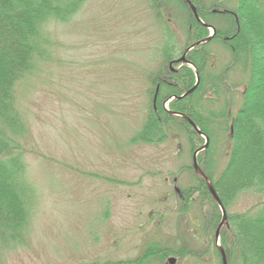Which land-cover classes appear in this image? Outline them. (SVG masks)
Masks as SVG:
<instances>
[{
  "label": "rangeland",
  "instance_id": "rangeland-1",
  "mask_svg": "<svg viewBox=\"0 0 264 264\" xmlns=\"http://www.w3.org/2000/svg\"><path fill=\"white\" fill-rule=\"evenodd\" d=\"M218 2L229 11L236 6V0H206V7L216 9ZM187 17L174 0L159 6L85 0L67 22L44 27L43 55H35L14 94L27 129L14 138V154L34 194L28 237L24 246L0 250V264L113 263L134 259L153 243L172 251L205 249L201 226L211 207L195 195L180 211L178 192L195 185L183 128L170 127L176 135L160 144L133 143L152 110L149 77L164 68L166 54L183 53ZM206 49L210 80L202 84L199 106L207 111L211 97L212 109L225 115L209 140L220 174L230 152L226 117L238 111L247 76L236 68L227 72L231 59L221 42ZM213 82L222 84L220 101ZM263 201L264 193H244L226 214L253 209L264 217V207L254 209ZM177 258V264H220L212 247L202 259Z\"/></svg>",
  "mask_w": 264,
  "mask_h": 264
},
{
  "label": "trees",
  "instance_id": "trees-1",
  "mask_svg": "<svg viewBox=\"0 0 264 264\" xmlns=\"http://www.w3.org/2000/svg\"><path fill=\"white\" fill-rule=\"evenodd\" d=\"M84 1L0 0V250L26 244L34 196L32 188L25 180V165L19 163L21 156L14 154L15 150H19L14 138L17 139L26 133L23 118L15 106V88L32 70L35 55H43L40 46L44 27L51 23L67 22L79 11ZM164 1L168 0H151V4L162 5ZM174 1L188 16L185 49L208 37L209 30L196 22L189 7L182 0ZM189 1L202 22L214 26L216 30L215 36L208 44L197 46L187 55V59L198 70L199 86L187 98L171 101L169 111H166L162 107L164 100L170 96H181L195 83L194 72L190 67H183L174 74L179 87L166 86L160 90L156 111L151 110L133 143H163L176 135L169 128L180 124L192 156L193 152L204 144V139L187 121L172 116L170 112L185 115L202 133L212 139V130L216 132L214 128L221 127L218 119L224 118L225 115L213 110L216 102L212 101L211 97L212 107L206 108L207 111L202 114L199 111V97L202 84L209 79L205 77V72L209 69L208 63L211 59L206 48L213 42H221L231 59V64L226 67L227 72L239 69L246 74L247 80L243 83L244 92L238 111L235 116L226 117L233 131L232 136H228L230 152L227 164L218 174L217 158L211 154L210 147L197 156V162L227 211L235 199L244 193H264V0H236L231 16L212 12L217 9L224 10L222 2L216 4V9H209L206 7V0ZM220 16H226L228 21L219 18ZM214 20L222 21L225 30ZM168 43L169 41L166 42ZM165 56V62L172 59L170 54ZM163 71L164 69L153 76L159 73L162 75ZM167 75L170 73L167 72ZM153 79L155 83L156 78ZM219 84H212L213 97L218 100L225 96L221 91L222 84ZM212 116L216 118V123ZM189 170L195 185L181 190L183 204L180 211H187L194 203L195 195H199L211 207L201 226L205 235V251L200 253L187 250L186 245H182L179 251H172L167 246L153 243L149 244L147 251L142 252L141 264H145V260H159L171 254L180 258L188 255L202 259L208 253L209 247L214 249L220 260L219 251L215 247V232L221 220L220 210L205 181L194 173L191 165ZM260 206L264 207V201L254 206L255 212H261ZM251 211L227 214V227H223L219 234L220 247L224 251L227 264H264V217L253 215Z\"/></svg>",
  "mask_w": 264,
  "mask_h": 264
},
{
  "label": "water",
  "instance_id": "water-1",
  "mask_svg": "<svg viewBox=\"0 0 264 264\" xmlns=\"http://www.w3.org/2000/svg\"><path fill=\"white\" fill-rule=\"evenodd\" d=\"M182 1H183V2L189 7V9H190V11L192 12V14H193L195 20H196L198 23L202 24L205 28H208V29L211 31V34H210L207 38H205V39H203V40H201V41H199V42H196V43L192 44L189 48H187L186 51L184 52L183 56L181 57L180 61H183V62L189 64L191 67H193V65H192L191 63H189V62H187V61L185 60L186 55L189 53L190 50L194 49L195 47H197V46H199V45H201V44H206V43H208V42L213 38V36L215 35V29H214L212 26L206 25V24H204V23L201 21V19L199 18L198 13H197L195 7L191 4V2H190L189 0H182ZM195 75H196V82H195V85H194L189 91H187L184 95H182V96H180V97H176V96H174V97H171V99L180 100V99L184 98L186 95L191 94V93L196 89V87H197V85H198V83H199V76H198V72H197L196 70H195ZM171 114H172V115H175V116L182 117L184 120H186V121H187V122L193 127V129H194L198 134H200L202 137L205 138V143H204V145H203L201 148H199L198 150H196V151L194 152V154H193V159H192V161H193V169H194L195 174L199 175V176L205 181V183H206V185H207V188H208V190H209L210 195L212 196L214 202L217 204V206L219 207V209H220V211H221V216H222V218H221V222H220V225L218 226V229H217L216 234H215L216 241H218V237H219L220 229H221L223 226H225V222H226V220H227L226 211H225V209H224L222 203L220 202V200H219L217 194L215 193V190H214V188H213L212 183H211L210 180H209V179H208V178L202 173V171L200 170V168H199V166H198V164H197V155H198V153H200V152H202V151H204V150H206V149L208 148V145H209V139H208L203 133H201V131L198 130V128L195 126V124H194V123H193L188 117H186V116H184V115H181V114H177V113H171ZM217 247H218L219 252H220V254H221V257H222V264H226V259H225V256H224V252H223V250L220 248L219 245H217ZM171 262H173L172 259H171Z\"/></svg>",
  "mask_w": 264,
  "mask_h": 264
},
{
  "label": "flooded vegetation",
  "instance_id": "flooded-vegetation-1",
  "mask_svg": "<svg viewBox=\"0 0 264 264\" xmlns=\"http://www.w3.org/2000/svg\"><path fill=\"white\" fill-rule=\"evenodd\" d=\"M227 39H229V38H227ZM183 54L184 53H182L179 56L176 55V57H174L172 59L171 58L168 59L167 62H165V64H163L165 66V70L167 69L166 70L167 72H169L170 74H173L174 75L179 70H181L183 67H188V65H185V62L180 61V59L183 56ZM185 58H186L185 60L189 61L187 59V55H186ZM153 75L154 74L150 75V77H149L150 85L153 87V90H152V92H151L150 95H151V98H152L151 99V107H152V110L156 111V109H157V100H158V97H159L158 94H159L160 90H162L163 87H166V86L167 87L177 88V87H179V83L177 82V80H176L177 78L176 77L173 78V75L170 76V75H167V73H166V75H160V73L157 74L156 76H153ZM153 78H156L155 83H154V79ZM170 97H168L166 100L163 101L162 107H163V104L165 102H167ZM199 109H200L199 111L201 113L205 111L204 106H199ZM216 132H217V129H216ZM228 132L232 136V132L233 131H232L231 126L228 127ZM178 194L180 196V199L182 200L181 194L180 193H178ZM140 257H141V255L140 256H136L134 259H131L130 260V264H141L142 262H141V258ZM169 258L175 259V262L173 264H177L178 258H177V256H173L172 254L166 256V258H163V259L153 260V261L151 260L152 262L145 260V262H146L145 264H152L153 262H158V263H162V264H170L169 263V260H168Z\"/></svg>",
  "mask_w": 264,
  "mask_h": 264
}]
</instances>
